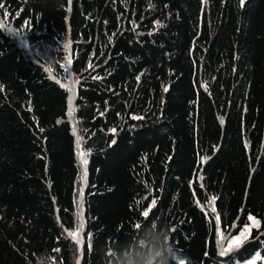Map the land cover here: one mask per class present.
<instances>
[{
  "label": "trees",
  "instance_id": "obj_1",
  "mask_svg": "<svg viewBox=\"0 0 264 264\" xmlns=\"http://www.w3.org/2000/svg\"><path fill=\"white\" fill-rule=\"evenodd\" d=\"M152 222L176 264L264 254V0H0V264H111Z\"/></svg>",
  "mask_w": 264,
  "mask_h": 264
},
{
  "label": "clouds",
  "instance_id": "obj_2",
  "mask_svg": "<svg viewBox=\"0 0 264 264\" xmlns=\"http://www.w3.org/2000/svg\"><path fill=\"white\" fill-rule=\"evenodd\" d=\"M137 238L111 244V264H176L169 226L159 222L141 225ZM143 241V242H142Z\"/></svg>",
  "mask_w": 264,
  "mask_h": 264
},
{
  "label": "rangeland",
  "instance_id": "obj_3",
  "mask_svg": "<svg viewBox=\"0 0 264 264\" xmlns=\"http://www.w3.org/2000/svg\"><path fill=\"white\" fill-rule=\"evenodd\" d=\"M22 40L24 41L23 37ZM60 81L62 82L63 85H65L68 90L70 91V95H71V106L73 107V103L75 100V94L77 93V86H78V82L79 79L78 77L70 70L69 65H66V72L63 74V76L61 77ZM70 116L71 119L73 120V124L76 128V132H77V122L75 119V109L71 108V112H70ZM77 134V133H76ZM77 138L79 140V144L81 142V138L79 137V135L77 134ZM81 144L79 145L78 148V156H79V161H80V165L82 168V185L84 186L85 182H86V174H87V163H88V153L84 148H81ZM87 161V163L85 164L84 161ZM85 187V186H84ZM250 217H252L253 219H250L249 223H247L242 230L230 237L229 239L227 237H225V235L221 232V249L222 251H224L225 253H227L229 250L239 246L241 243H243V241H245V239H247L251 233V230L253 229V227H257L260 225L261 220L259 217H256L254 215H251ZM259 221V224L256 225L253 221ZM83 226L82 223L80 225V227H77V229L72 230V234L75 237L80 238L83 228L81 227ZM237 238H239V243H234V241L237 240ZM260 262V263H259ZM216 264V263H214ZM236 264H264V254L261 251H258L254 256H252L249 259H246L244 261H239Z\"/></svg>",
  "mask_w": 264,
  "mask_h": 264
},
{
  "label": "snow or ice",
  "instance_id": "obj_4",
  "mask_svg": "<svg viewBox=\"0 0 264 264\" xmlns=\"http://www.w3.org/2000/svg\"><path fill=\"white\" fill-rule=\"evenodd\" d=\"M241 3L243 4V0H241ZM84 163L86 164L87 163V161L85 160L84 161ZM153 204H155V201H153ZM151 209H149V211H150ZM149 211H146L145 213H144V216H148L149 215ZM249 219H253L252 217H249ZM256 225H258L259 224V221H253ZM234 243H239V238H237V240L236 241H234Z\"/></svg>",
  "mask_w": 264,
  "mask_h": 264
}]
</instances>
